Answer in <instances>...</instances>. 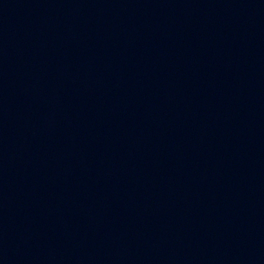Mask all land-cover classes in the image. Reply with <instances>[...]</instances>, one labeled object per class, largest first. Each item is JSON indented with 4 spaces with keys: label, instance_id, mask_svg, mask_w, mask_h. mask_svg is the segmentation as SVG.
Wrapping results in <instances>:
<instances>
[{
    "label": "water",
    "instance_id": "95a60500",
    "mask_svg": "<svg viewBox=\"0 0 264 264\" xmlns=\"http://www.w3.org/2000/svg\"><path fill=\"white\" fill-rule=\"evenodd\" d=\"M0 264H264V0H0Z\"/></svg>",
    "mask_w": 264,
    "mask_h": 264
}]
</instances>
